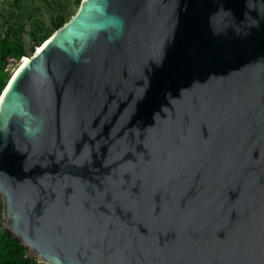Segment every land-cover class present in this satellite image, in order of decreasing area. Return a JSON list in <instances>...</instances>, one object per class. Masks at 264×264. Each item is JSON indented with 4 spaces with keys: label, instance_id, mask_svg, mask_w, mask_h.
Listing matches in <instances>:
<instances>
[{
    "label": "water",
    "instance_id": "water-1",
    "mask_svg": "<svg viewBox=\"0 0 264 264\" xmlns=\"http://www.w3.org/2000/svg\"><path fill=\"white\" fill-rule=\"evenodd\" d=\"M0 194L45 264H264V0H82L0 95Z\"/></svg>",
    "mask_w": 264,
    "mask_h": 264
},
{
    "label": "rangeland",
    "instance_id": "rangeland-1",
    "mask_svg": "<svg viewBox=\"0 0 264 264\" xmlns=\"http://www.w3.org/2000/svg\"><path fill=\"white\" fill-rule=\"evenodd\" d=\"M82 0H0V44L21 47L19 57L0 64V95L24 56L31 55L62 22L69 20ZM3 202L0 194V245ZM36 264H45L37 261Z\"/></svg>",
    "mask_w": 264,
    "mask_h": 264
},
{
    "label": "trees",
    "instance_id": "trees-1",
    "mask_svg": "<svg viewBox=\"0 0 264 264\" xmlns=\"http://www.w3.org/2000/svg\"><path fill=\"white\" fill-rule=\"evenodd\" d=\"M62 22L60 26L63 24ZM0 44V64H5L9 57H19L22 48ZM36 259L28 255V250L9 231L5 230L0 245V264H36Z\"/></svg>",
    "mask_w": 264,
    "mask_h": 264
},
{
    "label": "bare ground",
    "instance_id": "bare-ground-1",
    "mask_svg": "<svg viewBox=\"0 0 264 264\" xmlns=\"http://www.w3.org/2000/svg\"><path fill=\"white\" fill-rule=\"evenodd\" d=\"M41 46V44L40 45H38L37 46V49L39 48ZM31 55H29V56H24L23 58H22V60H21V62L19 63V65L16 67V69L13 71V74L16 72V70L23 64V63H25L28 59H29V57H30ZM12 74V75H13ZM12 77V76H11Z\"/></svg>",
    "mask_w": 264,
    "mask_h": 264
}]
</instances>
